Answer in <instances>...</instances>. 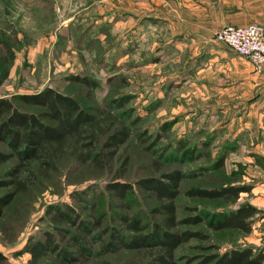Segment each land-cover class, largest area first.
<instances>
[{"label": "rangeland", "instance_id": "1", "mask_svg": "<svg viewBox=\"0 0 264 264\" xmlns=\"http://www.w3.org/2000/svg\"><path fill=\"white\" fill-rule=\"evenodd\" d=\"M116 2L0 0V97L12 99L22 110L39 112L41 108L22 102L19 96L53 87L75 97L93 114L107 109L109 132L119 122L130 130L113 167L99 170L81 162L69 149L50 176L39 175L26 193L17 195L0 218V250L8 256L7 264H31L26 245L53 228L47 213L52 206L70 203L89 220L95 206L105 225L121 229L119 215L125 213L142 218L148 230L162 222V215L153 211L155 197L139 186L125 200L106 189L126 157L129 163L121 180L135 183L173 170L186 173L177 199L180 218L194 214L196 206L229 210L245 202L253 204L257 198L254 189L264 177V153L254 148L262 145L264 135L256 114L251 116L248 109L264 97L255 89L254 79L262 72L217 40L216 31L208 32L213 40L193 61L194 45H184L157 22L144 20L142 29L136 31L114 30ZM76 76H87L97 86L87 87ZM106 138L107 134L98 136L99 149ZM0 149L8 150L4 144ZM226 152L225 165L216 167ZM14 165L13 160L2 166L0 178ZM232 184H253V190L229 200L187 193L192 188ZM260 209L250 234L212 231L204 223L180 226L209 233L210 239L194 238L179 247L178 258H185L179 264H188L187 257L211 252L210 244H217L221 252L247 245L264 247V209ZM94 248L99 250L98 245ZM104 260L150 264L152 257L121 249L75 264H102ZM39 264L62 263L50 253Z\"/></svg>", "mask_w": 264, "mask_h": 264}, {"label": "trees", "instance_id": "2", "mask_svg": "<svg viewBox=\"0 0 264 264\" xmlns=\"http://www.w3.org/2000/svg\"><path fill=\"white\" fill-rule=\"evenodd\" d=\"M76 81L95 88L97 82L87 76H76ZM20 100L37 106L41 111L20 109L8 97H0V168L11 161L15 165L6 176L0 178V218L18 194L26 193L39 175L50 176L57 169V160L72 149L77 158L99 170L113 167L119 149L127 142L130 130L125 122L111 132L106 124L111 114L107 109L93 114L84 108L72 95L53 87H46L34 93H24ZM100 134H107L101 149L98 148ZM235 147L230 149L234 151ZM227 152L219 158L216 167H223ZM129 158L120 164L113 178L106 183V189L125 200L134 192L135 185L155 197L154 212L162 215V222H155L148 230L142 218L135 214H121V228L105 225L103 214H91L84 218L79 209L70 203L52 206L47 210L52 229L44 231L43 238H37L26 245L30 263L39 264L48 254L54 253L62 264H75L88 260L95 254L102 255L121 249L136 250L152 257L150 264H179L177 250L191 239L207 241L210 234L202 230L180 226L204 223L212 231L239 230L246 234L253 232L256 216L262 210L251 203H242L229 210L210 211L194 207V214L178 216L177 199L181 194V182L187 176L182 170H173L160 177L139 178L135 183L123 179L127 172ZM253 190V184L225 185L219 188H192L187 193L208 199H238L242 193ZM125 207L129 208L126 202ZM190 209V208H189ZM124 230V231H123ZM125 232H128L127 235ZM64 243V244H63ZM95 245L99 250L95 251ZM72 249V250H71ZM209 253L187 257L188 264H264V247L252 245L233 247L224 252L217 244H210ZM8 256L0 250V264H7ZM102 264H111L104 260Z\"/></svg>", "mask_w": 264, "mask_h": 264}, {"label": "crops", "instance_id": "3", "mask_svg": "<svg viewBox=\"0 0 264 264\" xmlns=\"http://www.w3.org/2000/svg\"><path fill=\"white\" fill-rule=\"evenodd\" d=\"M123 1V4H122ZM118 0L113 8V28L121 31L140 29L142 22H157L162 30L171 31L184 42L194 45L196 52L193 61L209 42L208 32L217 31L225 25H246L254 21L264 25V0ZM142 29V28H141ZM202 55V54H201ZM256 90L264 96V71L254 76ZM254 86V87H255ZM252 104L248 114L257 116L261 133L264 135V97ZM262 145L254 149L264 153ZM264 175V174H263ZM257 198L253 205L264 209V177L260 181Z\"/></svg>", "mask_w": 264, "mask_h": 264}, {"label": "built area", "instance_id": "4", "mask_svg": "<svg viewBox=\"0 0 264 264\" xmlns=\"http://www.w3.org/2000/svg\"><path fill=\"white\" fill-rule=\"evenodd\" d=\"M215 38L246 57L257 72L264 71V25L254 21L246 25H225Z\"/></svg>", "mask_w": 264, "mask_h": 264}]
</instances>
